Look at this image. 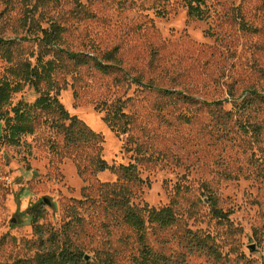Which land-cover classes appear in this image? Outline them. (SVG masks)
Segmentation results:
<instances>
[{
	"label": "rangeland",
	"instance_id": "374dc122",
	"mask_svg": "<svg viewBox=\"0 0 264 264\" xmlns=\"http://www.w3.org/2000/svg\"><path fill=\"white\" fill-rule=\"evenodd\" d=\"M202 12L191 18L185 0H0V38L13 43V62L0 51V80H13L19 63H35L37 29L53 23L66 27L63 48L72 52L102 60L117 50L110 75L74 64L59 73V100L103 136L109 165L137 166L139 207L165 208L182 191L177 225H148L151 247L186 264H264V105L243 106L253 92L264 93V1L204 0ZM37 98L26 88L13 105ZM117 104L132 120L126 135L105 122ZM53 141L62 144L41 126L9 145L0 120V264L35 254V207L44 236L69 237L87 264H136V234L107 217L96 193V204L83 210V233L68 228L83 190L118 177H80L72 159L52 151ZM211 198L234 230L213 218ZM189 231L211 237L220 257L197 252Z\"/></svg>",
	"mask_w": 264,
	"mask_h": 264
},
{
	"label": "trees",
	"instance_id": "16d2710c",
	"mask_svg": "<svg viewBox=\"0 0 264 264\" xmlns=\"http://www.w3.org/2000/svg\"><path fill=\"white\" fill-rule=\"evenodd\" d=\"M191 18L201 19L204 0H185ZM264 1V0H263ZM66 27L53 23L49 28L38 27L35 41L38 44V53L35 63L26 61L11 68L13 80H0V120L4 123V139L9 145L19 146L22 139L36 134L41 126H46L51 132L62 138L60 147L53 141L51 149L61 158L72 159L82 178L96 177L100 173L111 172L118 177L114 184H98L83 190L80 201H75L72 208L73 220L68 224L80 227L83 233L87 217L83 214L85 206L95 205L93 194L99 195L105 206L107 217H116L119 226L131 229L137 238L139 257L136 264H186L182 258L168 257L162 252L153 249L148 239V225L159 229H170L178 223L179 190L171 204L162 209L151 208L149 205L139 207L135 200L140 197L144 185L138 168L135 164L129 166H111L102 156L104 138L94 132L88 125L75 116H71L59 100L60 87L57 81L58 74L71 70L70 64L76 67H93L104 75H110L118 68L117 50L106 54L102 60L88 54L72 52L63 48L65 43ZM13 43L0 38V51L3 57L13 62ZM26 88L33 89L38 98L32 104L20 101L13 105V97L22 93ZM250 99L244 101L243 106L259 101L264 105V93L253 92ZM253 102V103H251ZM217 105L220 103H216ZM121 104L114 105L108 112L105 122L109 127L121 134L129 132L132 120L124 112ZM254 129L259 132L260 129ZM209 205L213 218L218 222H227L234 230L230 215L218 207L216 199L211 198ZM35 229L39 233V240L34 243L36 252L32 257L18 259L13 264H87L86 255L69 237L59 236L46 238L43 227L39 222L43 219L40 208L30 211ZM119 218V219H118ZM187 241L197 252L206 254L210 259H218L220 255L215 245L210 244L211 237H202L189 231Z\"/></svg>",
	"mask_w": 264,
	"mask_h": 264
},
{
	"label": "water",
	"instance_id": "95a60500",
	"mask_svg": "<svg viewBox=\"0 0 264 264\" xmlns=\"http://www.w3.org/2000/svg\"><path fill=\"white\" fill-rule=\"evenodd\" d=\"M87 260H89V257H86Z\"/></svg>",
	"mask_w": 264,
	"mask_h": 264
}]
</instances>
